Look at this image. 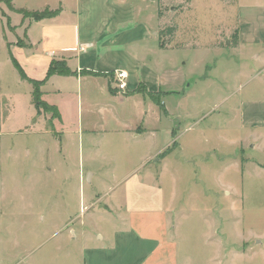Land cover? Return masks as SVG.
Listing matches in <instances>:
<instances>
[{"label": "rangeland", "instance_id": "1", "mask_svg": "<svg viewBox=\"0 0 264 264\" xmlns=\"http://www.w3.org/2000/svg\"><path fill=\"white\" fill-rule=\"evenodd\" d=\"M155 1L158 30L173 31L160 39L158 119L146 118L158 153L145 164V139L135 153L115 133L71 146L51 111L35 113L5 49L13 9L0 2V264H84V250L123 228L114 185L128 170L161 187L175 264H264V0ZM239 30L258 43L239 44Z\"/></svg>", "mask_w": 264, "mask_h": 264}, {"label": "crops", "instance_id": "2", "mask_svg": "<svg viewBox=\"0 0 264 264\" xmlns=\"http://www.w3.org/2000/svg\"><path fill=\"white\" fill-rule=\"evenodd\" d=\"M10 1L13 10L7 14L5 49L11 64V58L15 59L33 81L45 79L53 60L63 61L75 73L53 75L41 87L42 100L55 107L59 115L57 124L52 123V127H59L55 131L68 136L71 146L79 144L85 132L129 136L136 146L132 147L134 153L141 139L153 141L154 145L149 143L143 154L135 153L141 164L150 161L158 153L157 124L152 128L146 118L154 111L156 122L158 114L149 93H156L162 86L158 52L163 49L158 43L156 1L54 0L39 10L17 7L14 0ZM20 9L58 10V14L33 21L22 17L17 12ZM248 35L246 30H239V44L258 43ZM117 71L127 74L123 91L116 87ZM20 80L31 86L30 106L38 113L32 84ZM139 85H144L146 91L137 93ZM106 119L108 124H104ZM128 157V161L133 160L127 153L125 158ZM134 171L115 178L114 189H122V194L114 197L118 198V222L123 228L113 233V241L107 247L84 250V264H175L169 204L161 187L145 178H152L151 173L134 179ZM98 238L102 239L101 235Z\"/></svg>", "mask_w": 264, "mask_h": 264}, {"label": "trees", "instance_id": "3", "mask_svg": "<svg viewBox=\"0 0 264 264\" xmlns=\"http://www.w3.org/2000/svg\"><path fill=\"white\" fill-rule=\"evenodd\" d=\"M0 2L5 3L10 9H13L11 5L10 0H0ZM20 14H22L25 18H30L33 21H41L44 19H50L53 18L58 14V10L55 11H49L48 9H44L43 11H34V12H29L23 9L17 10ZM173 31L172 27H167L165 29H162L158 32V43H159V48L164 49L165 47L161 44V37L163 36H169L171 32ZM172 37V36H171ZM237 40V37H235ZM167 44V43H166ZM237 44V41H235V44ZM12 64L17 70L20 78L22 80H27L30 84L33 86V104L37 112H39L40 109H43L44 111H51L54 114V118L59 119L58 112L55 107L50 106L46 104L44 101L41 100L40 96L41 93L39 91L38 86L43 85L48 78H50L53 75H60V76H70V75H75V73L71 72L66 64L63 61H52L49 65V68L47 70V74L44 80L40 81L39 83H36L33 80H30L26 77L25 73L23 72L22 68L20 65L15 61V59L11 58ZM137 93H142L141 86H138L136 89Z\"/></svg>", "mask_w": 264, "mask_h": 264}, {"label": "built area", "instance_id": "4", "mask_svg": "<svg viewBox=\"0 0 264 264\" xmlns=\"http://www.w3.org/2000/svg\"><path fill=\"white\" fill-rule=\"evenodd\" d=\"M126 78H127V74L124 71H117L115 73L116 87L120 91H123L126 88V81H125Z\"/></svg>", "mask_w": 264, "mask_h": 264}]
</instances>
